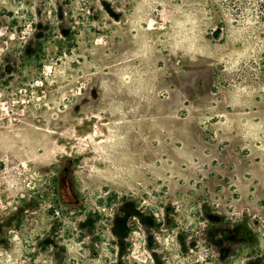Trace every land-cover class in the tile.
<instances>
[{"label": "rangeland", "instance_id": "1", "mask_svg": "<svg viewBox=\"0 0 264 264\" xmlns=\"http://www.w3.org/2000/svg\"><path fill=\"white\" fill-rule=\"evenodd\" d=\"M0 264H264V0H0Z\"/></svg>", "mask_w": 264, "mask_h": 264}]
</instances>
